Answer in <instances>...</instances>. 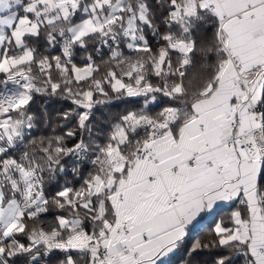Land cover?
<instances>
[{"label":"snow or ice","instance_id":"obj_1","mask_svg":"<svg viewBox=\"0 0 264 264\" xmlns=\"http://www.w3.org/2000/svg\"><path fill=\"white\" fill-rule=\"evenodd\" d=\"M179 251L264 264V0H0V264Z\"/></svg>","mask_w":264,"mask_h":264},{"label":"trees","instance_id":"obj_2","mask_svg":"<svg viewBox=\"0 0 264 264\" xmlns=\"http://www.w3.org/2000/svg\"><path fill=\"white\" fill-rule=\"evenodd\" d=\"M224 214L225 213L223 209H220L215 215V217L211 221H208V223H206L205 226L198 229L195 233H190L189 236L187 237V243L185 247L190 246L191 243H193L196 239L206 237L207 232L212 226L213 220H219L220 216H223ZM185 256H186L185 252L179 251L171 257V259L169 260V264H184ZM207 258H208L207 256L204 257V259Z\"/></svg>","mask_w":264,"mask_h":264},{"label":"crops","instance_id":"obj_3","mask_svg":"<svg viewBox=\"0 0 264 264\" xmlns=\"http://www.w3.org/2000/svg\"><path fill=\"white\" fill-rule=\"evenodd\" d=\"M218 211H219V210H218ZM218 211H217V212H218ZM216 214H217V213H216ZM216 214H214L213 216H205L204 218L200 219L198 223H196V226L199 225L200 228H202L203 226H205L206 223H208V221H211V220L215 217ZM192 228H193V227H192ZM192 228H191V229H192ZM191 229H190V233H192V232H191ZM170 259H171V258H170Z\"/></svg>","mask_w":264,"mask_h":264}]
</instances>
